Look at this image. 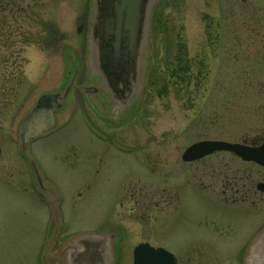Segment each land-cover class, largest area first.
Masks as SVG:
<instances>
[{"label": "rangeland", "instance_id": "obj_1", "mask_svg": "<svg viewBox=\"0 0 264 264\" xmlns=\"http://www.w3.org/2000/svg\"><path fill=\"white\" fill-rule=\"evenodd\" d=\"M156 1L144 91L117 116L124 125L96 120L73 92L56 129L28 145L41 180L55 191L56 243L116 224L125 235L117 264H131L132 248L144 241L172 252L177 264H240L248 252L182 250L177 236L191 229L183 227L189 215L152 208L151 183L181 185L180 155L193 142H231L264 129V0ZM89 2L0 0V140L15 135L36 97L62 91L72 57L82 61ZM95 103L108 105L100 95ZM105 134L122 139L119 148ZM18 163L0 178V264H45L51 212Z\"/></svg>", "mask_w": 264, "mask_h": 264}, {"label": "water", "instance_id": "obj_2", "mask_svg": "<svg viewBox=\"0 0 264 264\" xmlns=\"http://www.w3.org/2000/svg\"><path fill=\"white\" fill-rule=\"evenodd\" d=\"M155 0H92L88 20L87 63L90 74L98 79L97 86L79 89L87 96L106 91L110 104V116L118 119L137 99L142 87L147 53L148 20ZM81 30V26L78 31ZM70 84L63 93L40 95L34 106L21 119L17 135L23 152L31 140L50 133L55 125V112L62 108ZM94 102L93 98H90ZM215 150H226L243 159L264 164V145L258 149L222 141L198 142L186 149L182 159L190 161ZM30 163L40 184L36 167ZM52 198V197H51ZM53 205L51 202H49ZM55 220L57 223L56 212ZM57 232L50 238L46 248L48 260H61L60 264H115L114 251H106L101 242L113 244L115 235L108 232L77 237L49 256L48 251ZM261 239L253 241L243 264L253 256V264H264V232ZM257 236V237H258ZM256 237V238H257ZM133 264H175L174 256L162 248H153L147 243L133 250Z\"/></svg>", "mask_w": 264, "mask_h": 264}, {"label": "flooded vegetation", "instance_id": "obj_3", "mask_svg": "<svg viewBox=\"0 0 264 264\" xmlns=\"http://www.w3.org/2000/svg\"><path fill=\"white\" fill-rule=\"evenodd\" d=\"M250 136L232 142L251 148L264 143V129ZM8 146H15L11 132H5L0 140V178L13 173L11 161L19 162V171L24 162L16 148L15 153H9ZM182 164V175L177 177L181 185L174 182V187L159 188L157 180L151 183V207L157 209L161 205L170 215H189L190 220L183 227L191 229H184L177 236L184 251L244 252L249 240L264 229V166L225 151Z\"/></svg>", "mask_w": 264, "mask_h": 264}, {"label": "bare ground", "instance_id": "obj_4", "mask_svg": "<svg viewBox=\"0 0 264 264\" xmlns=\"http://www.w3.org/2000/svg\"><path fill=\"white\" fill-rule=\"evenodd\" d=\"M137 145H135L134 147H136ZM258 239H261V236H258L257 238L255 237V238H253L252 239V242L253 241H256V240H258ZM147 242V241H146ZM152 246V245H151ZM101 247L102 248H104L106 251H110L109 250V248H111L113 251H115V246H114V244H107L106 242H101ZM248 252V251H247ZM252 259H255L253 256H251L250 258H249V261H248V264H253V263H251L252 262ZM133 262V261H132ZM132 264V263H131Z\"/></svg>", "mask_w": 264, "mask_h": 264}]
</instances>
